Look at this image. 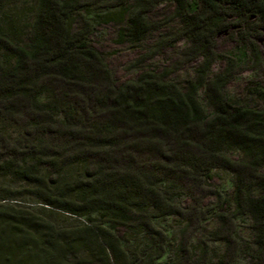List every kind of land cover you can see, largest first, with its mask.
Returning <instances> with one entry per match:
<instances>
[{
    "label": "trees",
    "instance_id": "16d2710c",
    "mask_svg": "<svg viewBox=\"0 0 264 264\" xmlns=\"http://www.w3.org/2000/svg\"><path fill=\"white\" fill-rule=\"evenodd\" d=\"M103 1L33 0L25 47L19 44L25 10L17 8L23 0H0V123L17 130L0 136V176L25 184L53 210L73 217L98 214L102 223L83 227L79 246L97 264H130L116 231L139 228L154 240L153 219L182 214L177 197L202 202L212 172L223 169L232 175L233 190L230 200L217 198L221 210L228 208L211 232L223 245L215 264H236L239 254L246 264H264V90L256 83L240 99L225 88L229 74L214 81L205 76L213 39L229 30L239 45L232 67L245 60V43L255 29L250 20L257 16L264 25V0H171L183 36L193 43L191 53L205 59L197 76L143 71L123 81L86 40L89 22L72 30L71 19L83 5ZM118 1L121 6L124 0ZM160 1L137 0L135 16L121 10L102 20L123 24L119 42L141 41L144 15ZM247 25L245 33L236 30ZM261 74L263 60L256 77ZM233 149L241 160L224 156ZM195 207L185 211L188 225ZM23 215L0 216V264H28L27 257L47 251L46 264H74L66 234L49 226L33 229ZM237 219L251 232L243 250L235 236ZM178 254L174 264H194L184 242Z\"/></svg>",
    "mask_w": 264,
    "mask_h": 264
},
{
    "label": "rangeland",
    "instance_id": "374dc122",
    "mask_svg": "<svg viewBox=\"0 0 264 264\" xmlns=\"http://www.w3.org/2000/svg\"><path fill=\"white\" fill-rule=\"evenodd\" d=\"M17 1V0H14ZM69 1V0H64ZM88 0H84V3ZM137 0H124L119 6L118 0H104L95 5L84 6L71 19L72 30L77 31L84 27L83 22H89L92 29L86 40L104 55L109 66L114 70L120 81L134 79L143 71H155L170 74L171 77L184 78L185 73L197 76L196 68L205 62L202 56L191 53L193 43L187 36H183L182 24L177 13V6L171 0H161L155 8L144 15L147 31L141 41L121 43L117 40V33L122 27L120 23L106 24L103 16L118 13L121 10L127 16H135L137 13ZM83 3V4H84ZM23 6L17 5L19 10H25L21 17L23 34L19 37V44L29 45V28L32 25V10L35 5L33 0H23ZM107 14V15H106ZM108 18V17H107ZM250 26L254 31H249L251 40L245 43L246 58L239 66L233 65L237 53L238 37L234 30L227 34H220L213 39L212 47L214 57L209 63V70L205 74L208 81H214L226 74V90L236 98H243L247 92L253 90L256 83L264 90V74L260 79L256 77V68L260 61L264 62V25H261L257 16L250 20ZM249 26L236 27L242 33L248 31ZM242 29V30H241ZM184 86V83L181 82ZM207 84V83H206ZM39 102L45 103L46 98L41 96ZM260 104V100H256ZM3 124H5L3 126ZM17 131V130H16ZM5 123H0V136L6 139L8 135L16 132ZM224 156L232 161H239L242 155L236 149L227 151ZM232 175L221 169L212 172V179L204 185L205 198L200 203H195L190 197L183 195L174 199V203L182 214L169 215L153 219L155 239L139 228L119 229L115 235L121 239V246L125 252L126 261L130 264H174L178 259L179 244L184 242L189 253V261L194 264H215L223 251V245L214 241L211 232L218 225L217 215L227 212V208L221 210L217 201L218 195L225 200L232 196ZM61 185V183H59ZM25 184L13 181L6 176H0V216L8 217L11 214L23 213L28 224L34 229L37 225L49 226V230L66 234L71 241L76 254L67 251L68 260L74 264H97L95 259L79 246L83 227H95L102 223L98 214L83 217H73L61 211L53 210L41 203V200L30 192ZM196 204V205H195ZM196 206L197 214L192 216V224L188 225V209ZM200 211V212H199ZM9 218V217H8ZM189 223V221H188ZM27 226V227H28ZM107 227L106 224H103ZM235 236L241 249H246L251 242L248 224L241 219L235 223ZM59 233V234H60ZM67 240L65 237L63 238ZM50 252H35L27 257L28 264H46ZM245 255L236 257V264H246Z\"/></svg>",
    "mask_w": 264,
    "mask_h": 264
}]
</instances>
